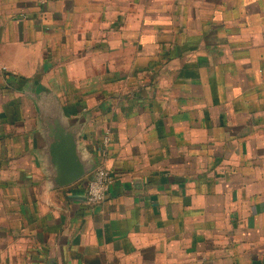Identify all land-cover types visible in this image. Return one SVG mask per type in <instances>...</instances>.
Here are the masks:
<instances>
[{
  "label": "crops",
  "instance_id": "1",
  "mask_svg": "<svg viewBox=\"0 0 264 264\" xmlns=\"http://www.w3.org/2000/svg\"><path fill=\"white\" fill-rule=\"evenodd\" d=\"M0 264H264V0H0Z\"/></svg>",
  "mask_w": 264,
  "mask_h": 264
},
{
  "label": "water",
  "instance_id": "2",
  "mask_svg": "<svg viewBox=\"0 0 264 264\" xmlns=\"http://www.w3.org/2000/svg\"><path fill=\"white\" fill-rule=\"evenodd\" d=\"M52 107L54 111L51 121L45 117L46 131L53 136V167L50 174L55 185L68 186L85 177L93 165L79 147L82 125L67 123L58 106L54 103Z\"/></svg>",
  "mask_w": 264,
  "mask_h": 264
},
{
  "label": "built area",
  "instance_id": "3",
  "mask_svg": "<svg viewBox=\"0 0 264 264\" xmlns=\"http://www.w3.org/2000/svg\"><path fill=\"white\" fill-rule=\"evenodd\" d=\"M109 143L108 134L103 137V146L107 147ZM114 182V174L109 168L100 165L98 166L91 179L88 181L84 194L88 204L96 205L103 202L108 194V191Z\"/></svg>",
  "mask_w": 264,
  "mask_h": 264
},
{
  "label": "trees",
  "instance_id": "4",
  "mask_svg": "<svg viewBox=\"0 0 264 264\" xmlns=\"http://www.w3.org/2000/svg\"><path fill=\"white\" fill-rule=\"evenodd\" d=\"M6 74V73H5Z\"/></svg>",
  "mask_w": 264,
  "mask_h": 264
}]
</instances>
